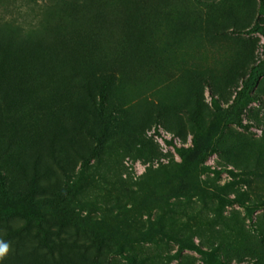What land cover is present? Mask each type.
<instances>
[{
	"label": "rangeland",
	"instance_id": "rangeland-1",
	"mask_svg": "<svg viewBox=\"0 0 264 264\" xmlns=\"http://www.w3.org/2000/svg\"><path fill=\"white\" fill-rule=\"evenodd\" d=\"M262 62L261 0H0L9 190L0 202L13 207L32 182L62 190L49 216L93 241L70 264H135L125 255L139 264H264V72L238 111L242 124L234 121L235 98ZM76 67L86 70L83 85L72 81ZM104 76L114 80L110 123L85 167L99 149L91 110ZM191 111L204 128L198 142ZM166 140L208 155L180 170ZM221 197L234 202L221 209ZM22 224L0 219V244L16 242L8 235ZM40 252L6 251L0 264H47Z\"/></svg>",
	"mask_w": 264,
	"mask_h": 264
},
{
	"label": "trees",
	"instance_id": "trees-1",
	"mask_svg": "<svg viewBox=\"0 0 264 264\" xmlns=\"http://www.w3.org/2000/svg\"><path fill=\"white\" fill-rule=\"evenodd\" d=\"M264 3V0H261ZM264 67V62L258 65V67H254V72L250 79L245 81L244 87L239 90L236 98L235 103L237 104L236 113L234 115V121L238 124H242L239 119L238 111L244 108L248 101L251 100V95L249 92L250 83L254 81V78L264 70H258V74H256V69ZM86 70H81L80 68L76 67L75 72L72 76V81L74 80V76H79L77 83H81L82 85L87 82L86 78ZM7 78H11V74L8 73L6 75ZM6 78L0 79V117L5 113V106L7 102V91L3 90L2 86L4 84ZM103 81L100 83L99 87V100L95 102L93 109L91 110V114L95 119V125L100 128V134H93L97 136L99 149L95 147L91 154L83 158V165L86 167L91 163V159L94 155H98L100 153V148L102 142L104 140L106 134V127L110 123L108 120V115L105 112L106 101L108 97V92L110 85L112 84L113 76H104ZM244 99H247L244 101ZM213 102L216 106L218 103L216 99H213ZM189 116L194 120L196 124V132L194 136V142L199 141V136L204 133V128L200 121L198 120L195 112L191 111ZM167 143L174 146L176 151L182 158V162L179 164L180 170L184 167H188L192 165H197L200 162H203L207 157V153H197L195 149L189 148L185 149L182 147L177 146L173 142L166 140ZM73 148V146H72ZM1 150V149H0ZM0 159H1V151H0ZM1 163V161H0ZM205 171L210 170V168L204 167ZM217 171V170H215ZM219 172V171H218ZM7 175L1 168L0 164V191L4 194L8 195V187L6 183ZM184 186L178 188L180 193H185L187 191V187ZM28 190L24 193H19L18 198H20L15 205L9 206L5 203L0 202V219L7 220L12 215L19 216L23 219L22 226L18 227L15 230H12L11 233L8 235V238H15L16 242H11L7 251L12 258L19 259L22 256L24 257H33L34 252L42 253L43 259L47 262V264H70L73 263L72 258L74 257V252L76 253L77 250L82 249L86 243L93 242L88 236L82 234L79 230L67 228L66 222L60 219L53 220L52 217L49 216V212H52L54 205L56 203L61 202L63 200L61 198L63 191L60 190L56 185L51 186L49 189V193L46 190L45 186H38L37 184L28 185ZM33 192V193H31ZM35 194L39 197L36 198ZM220 208L222 209L227 203L234 202V199L221 197ZM136 241L135 238L132 239V242ZM186 248L196 250L199 252H203V248L196 244H189L184 246ZM75 250V251H74ZM120 254H124L122 251L119 252ZM125 257L135 264H139L135 258L131 256ZM25 264H27V260H24ZM8 264V263H6ZM10 264H15V262H11ZM225 264V263H220Z\"/></svg>",
	"mask_w": 264,
	"mask_h": 264
},
{
	"label": "clouds",
	"instance_id": "clouds-1",
	"mask_svg": "<svg viewBox=\"0 0 264 264\" xmlns=\"http://www.w3.org/2000/svg\"><path fill=\"white\" fill-rule=\"evenodd\" d=\"M6 251H7V245L6 244H0V255H2Z\"/></svg>",
	"mask_w": 264,
	"mask_h": 264
}]
</instances>
